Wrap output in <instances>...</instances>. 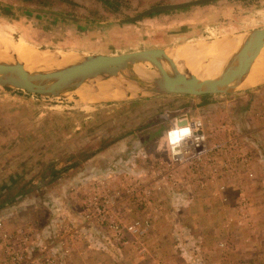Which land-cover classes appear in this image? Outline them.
<instances>
[{
	"label": "rangeland",
	"instance_id": "374dc122",
	"mask_svg": "<svg viewBox=\"0 0 264 264\" xmlns=\"http://www.w3.org/2000/svg\"><path fill=\"white\" fill-rule=\"evenodd\" d=\"M106 1L0 0V27L6 25L12 38H24L37 51L119 53L159 47V39L163 46L195 48L198 39L264 25V0H211L153 11L133 21L120 19L181 0ZM184 11V33L166 39V31L173 32L178 22L156 14ZM140 70V77L150 79ZM8 89L0 85V217L6 227L26 220L40 227L51 216L48 231L41 233L47 237L64 220L78 221L79 198L94 185L107 192L116 188L125 194L120 214L126 220L147 219V229L117 246L102 228L85 223L79 237L69 240L66 264H264V82L228 93L127 99L116 97L109 85L91 96L62 92L39 96L44 99L20 90L16 96ZM182 113L210 119L211 128L222 123L240 136L239 152L250 155V162L239 163V175L225 178L223 190L215 181L197 182L187 165L164 170L167 152L157 147L170 121ZM224 153L216 158L225 160ZM150 168L154 176L146 177ZM246 169L252 177L245 176ZM65 193L74 218L56 217L61 208L53 206V198ZM181 201H188L187 206L174 207ZM50 207L59 208L52 212Z\"/></svg>",
	"mask_w": 264,
	"mask_h": 264
},
{
	"label": "water",
	"instance_id": "95a60500",
	"mask_svg": "<svg viewBox=\"0 0 264 264\" xmlns=\"http://www.w3.org/2000/svg\"><path fill=\"white\" fill-rule=\"evenodd\" d=\"M209 1L211 0H181L155 4L120 20L133 21L153 11L175 9ZM233 33H243L244 36L239 47L227 57L223 69L218 75L219 77H216V75L199 77L189 71L185 65L178 68V64L166 54V49L176 46L175 44L119 53L75 50L82 54L78 60L51 69L28 70L24 68L22 61L16 57H12L11 60L0 59V85L38 96H54L60 95L65 89L79 85L84 80L115 77L120 80L116 90V97L124 99L159 94L200 95L206 93H228L234 91L238 86L233 87L227 83H218V80L221 76L228 81L234 79V81H240L245 77L261 46L264 44V25L228 34ZM219 37L198 40L210 41ZM58 49L65 50L62 48ZM136 59L150 62L152 69H154V74L150 79L140 77L133 70L132 63ZM162 59H165L168 63L167 71L162 67ZM262 82H264V79L246 87L242 86V88H248Z\"/></svg>",
	"mask_w": 264,
	"mask_h": 264
},
{
	"label": "built area",
	"instance_id": "2783aa9c",
	"mask_svg": "<svg viewBox=\"0 0 264 264\" xmlns=\"http://www.w3.org/2000/svg\"><path fill=\"white\" fill-rule=\"evenodd\" d=\"M260 114L263 117V112ZM179 116L201 119L203 128L196 134H203L205 139L198 145L191 141L188 143L189 155L183 162L171 160L167 154L163 165L164 170L169 171L175 166L187 165L191 172L197 174L195 177L197 182L202 184L215 181L218 182V190H223L225 178L234 173L239 175V163L247 165L250 162V155L239 152L243 148L239 145L241 144L240 136L222 123L213 122L214 125L211 128L212 123L208 118L202 119L200 116L184 113ZM262 125L264 126V118ZM221 131H225L223 139L210 143L211 138ZM220 152H225L223 156L225 160L216 158ZM244 174L248 177L253 176V172L249 169H246ZM153 188L160 189V182L155 181ZM148 191L146 189V192ZM124 195L119 194L116 188L107 192L94 185L86 195L79 198L78 207L75 210L78 221L64 220L47 237L41 235V227L37 224L32 225L29 220L8 228L5 226L6 222L0 217V264H66L65 258H68L71 252L69 240L73 241V238L79 237V232L85 223L89 227L102 228L117 246L125 245L132 237L144 233L147 229V219L126 220L120 214L118 205ZM78 222L82 224L80 227Z\"/></svg>",
	"mask_w": 264,
	"mask_h": 264
},
{
	"label": "bare ground",
	"instance_id": "6f19581e",
	"mask_svg": "<svg viewBox=\"0 0 264 264\" xmlns=\"http://www.w3.org/2000/svg\"><path fill=\"white\" fill-rule=\"evenodd\" d=\"M231 35L233 36L220 37L210 41H201V43H198L195 48L191 47V44L170 47L166 49V54L178 64V68L185 65L189 71L199 77L214 75L219 77L218 75L223 69V65L227 57L239 47L244 36L243 33ZM55 50L56 48L37 51L35 46L24 40V38H12L6 25L2 28L0 27V59L11 60L12 57H16L18 60L22 61L24 68L33 70L60 67L78 60L82 55L71 49ZM31 54L34 55L33 59H28ZM63 56H66L67 59L65 58L64 60ZM161 63L162 67L167 71L168 63L166 60L162 59ZM132 64L133 70L139 75L141 71L140 67L143 68V71L148 78H151L154 74V69L148 68V66L151 65L147 60L136 59ZM91 79L94 80H84L73 88L65 89L64 92L68 97H73V94H76L79 97H85V95L91 96V94L97 93L100 89H104V92H106L107 85H109V87L116 92L117 86L120 82V80L115 77L106 79ZM263 79L264 44L261 46L260 51L253 60L243 79L240 81H234L235 79L228 81L221 76L218 83H227L233 87H246Z\"/></svg>",
	"mask_w": 264,
	"mask_h": 264
},
{
	"label": "clouds",
	"instance_id": "9594fccd",
	"mask_svg": "<svg viewBox=\"0 0 264 264\" xmlns=\"http://www.w3.org/2000/svg\"><path fill=\"white\" fill-rule=\"evenodd\" d=\"M202 128L203 121L201 119L174 117L170 121V127L166 131L163 140L158 145L157 151H166L169 159L183 162L185 157L189 155L188 143L191 141L198 145L205 139L203 134H196ZM187 203L188 201L174 203V207L187 206Z\"/></svg>",
	"mask_w": 264,
	"mask_h": 264
},
{
	"label": "crops",
	"instance_id": "0c3cea01",
	"mask_svg": "<svg viewBox=\"0 0 264 264\" xmlns=\"http://www.w3.org/2000/svg\"><path fill=\"white\" fill-rule=\"evenodd\" d=\"M186 11H184V12H179V13H171V14H156L158 17L160 16V15H162V17H168L169 16V18H170V20L171 21H176V22H178V25H175L174 27H173V29L172 30H174L173 32H171V30L170 31H166V33L164 34V36H165V38L166 39H172V38H175L176 36H178L179 34H183L184 32V26L187 28V23L186 22H184V20H187V19H185L186 17H187V15H186V13H185ZM144 16H146V15H144ZM146 18H148V17H143V18H141V19H143V20H146ZM153 18H155V17H153ZM147 20H149V19H147ZM176 22H174V23H176ZM180 22H182V23H180ZM174 23H172V24H174ZM183 28V29H182ZM183 32V33H182ZM161 39H159V41H158V43L160 44V46H162L163 47V45L161 44V41H160ZM89 52H92V51H89ZM97 52V51H96ZM98 52H100V53H110V52H108V51H106V50H99ZM9 90V92H13V93H11V94H13V95H16V96H19V94H18V91H15V90H12V89H8ZM22 92V91H21ZM22 93H24V92H22ZM25 93H27V92H25ZM28 94V96H29V98H34V99H37V98H42V97H39L38 95H35V94H32V93H27ZM208 94V93H207ZM216 94H218V93H216ZM202 95H204V94H200V95H198V96H202ZM47 98H49V97H47ZM220 97H218V100H220L219 99ZM42 99H44V98H42ZM199 100H200V97H198L197 99H195V102H199ZM220 102V101H219ZM49 106H53V104H50ZM188 112H192L191 110H189L188 109ZM95 116H97L98 118H99V116H101V113H97ZM106 117V115H104L103 117H102V119H104ZM84 123H87V122H89V121H86V120H84L83 121ZM258 164H256V166H257ZM262 167V166H261ZM152 169L153 168H150V175H149V173L146 175V177H149V176H154V175H151L152 174ZM151 177V178H152ZM262 177H264V175H262ZM150 178V180H152ZM77 184V183H76ZM69 193H65V195H60V194H58V195H56L55 196V198H53V206H55L56 205V203H57V206H60V208H61V214L59 215V216H56L57 218H60V217H65V216H67V218H74V212H72V210H73V206H69V207H67L66 206V204L68 203H70V200H69V195H68ZM64 206L65 207H67L66 209L64 208ZM48 207V206H47ZM56 208H59V207H55L54 208V210L56 209ZM50 210H52V212H54V210H53V207H50ZM50 217L51 216H48L47 218H48V220H45L44 222H41L40 223V227H41V233L42 234H46V232L45 231H48V227H49V224H48V222H49V220H50ZM43 236H45V235H43Z\"/></svg>",
	"mask_w": 264,
	"mask_h": 264
},
{
	"label": "trees",
	"instance_id": "16d2710c",
	"mask_svg": "<svg viewBox=\"0 0 264 264\" xmlns=\"http://www.w3.org/2000/svg\"><path fill=\"white\" fill-rule=\"evenodd\" d=\"M106 1V0H105ZM106 3H108L107 1H106ZM2 12V11H1Z\"/></svg>",
	"mask_w": 264,
	"mask_h": 264
},
{
	"label": "flooded vegetation",
	"instance_id": "af4514ba",
	"mask_svg": "<svg viewBox=\"0 0 264 264\" xmlns=\"http://www.w3.org/2000/svg\"><path fill=\"white\" fill-rule=\"evenodd\" d=\"M46 13V12H45Z\"/></svg>",
	"mask_w": 264,
	"mask_h": 264
}]
</instances>
